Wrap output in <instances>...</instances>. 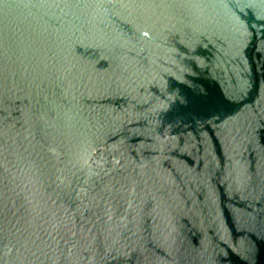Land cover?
I'll list each match as a JSON object with an SVG mask.
<instances>
[{
	"label": "water",
	"instance_id": "water-1",
	"mask_svg": "<svg viewBox=\"0 0 264 264\" xmlns=\"http://www.w3.org/2000/svg\"><path fill=\"white\" fill-rule=\"evenodd\" d=\"M0 264H264V0H0Z\"/></svg>",
	"mask_w": 264,
	"mask_h": 264
}]
</instances>
